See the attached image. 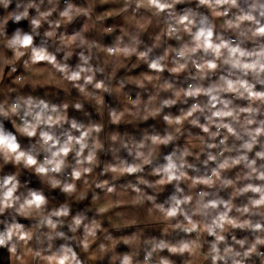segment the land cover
I'll return each instance as SVG.
<instances>
[{
	"label": "clouds",
	"instance_id": "1",
	"mask_svg": "<svg viewBox=\"0 0 264 264\" xmlns=\"http://www.w3.org/2000/svg\"><path fill=\"white\" fill-rule=\"evenodd\" d=\"M0 264H264V0H0Z\"/></svg>",
	"mask_w": 264,
	"mask_h": 264
},
{
	"label": "rangeland",
	"instance_id": "2",
	"mask_svg": "<svg viewBox=\"0 0 264 264\" xmlns=\"http://www.w3.org/2000/svg\"><path fill=\"white\" fill-rule=\"evenodd\" d=\"M4 253H3V251L2 250H0V255H3Z\"/></svg>",
	"mask_w": 264,
	"mask_h": 264
}]
</instances>
